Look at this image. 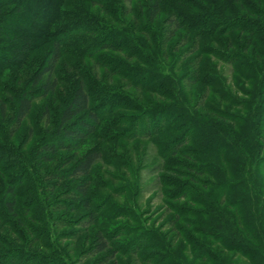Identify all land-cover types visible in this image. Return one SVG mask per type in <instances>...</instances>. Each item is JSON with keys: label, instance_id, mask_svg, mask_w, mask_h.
I'll return each mask as SVG.
<instances>
[{"label": "rangeland", "instance_id": "rangeland-1", "mask_svg": "<svg viewBox=\"0 0 264 264\" xmlns=\"http://www.w3.org/2000/svg\"><path fill=\"white\" fill-rule=\"evenodd\" d=\"M35 1L28 7L44 19ZM54 2L66 18L51 29L68 26L76 34L50 79L58 92L44 98L30 87L49 43L0 74V264H264V36L249 48L248 36L236 31L200 41L168 22L175 9L189 14L179 0L162 2L153 23L146 0H116L119 10L99 9L97 0ZM205 7L202 16L213 17ZM81 16L108 30L94 35L86 26L78 35L85 24H70ZM133 26L137 33L128 30ZM110 32L114 43L129 46L75 56ZM21 44L0 38V56L17 59ZM16 75L34 96L19 127L10 119L22 89ZM77 80L92 92L90 109L103 121L78 147L44 153L43 144L60 138L57 113ZM91 151L99 158L89 174L67 175ZM75 182L87 183L86 199L70 193ZM11 190L17 220L6 212ZM98 236L107 247L102 253Z\"/></svg>", "mask_w": 264, "mask_h": 264}, {"label": "trees", "instance_id": "trees-1", "mask_svg": "<svg viewBox=\"0 0 264 264\" xmlns=\"http://www.w3.org/2000/svg\"><path fill=\"white\" fill-rule=\"evenodd\" d=\"M32 1L34 2L35 0H0V38L12 37L14 41L19 40L23 43L18 47V49L14 48L15 51H13V54L17 55V59L12 61L11 58L0 56V74L4 70L19 67L23 59L25 61L27 60V54L29 55L31 52L38 49L41 44L49 43L50 45H52V48L51 51H49L47 59L45 61H42V64H39L40 66L36 69L35 73L32 74L30 80L32 82L30 87H40V94L45 98L46 96H54V94L58 92L57 87L59 83H57L56 80H53L51 82L50 79L52 76H54L53 72L56 64L64 53L63 46H65L69 41H72L74 35L76 34H71V32L67 33L65 31V28L68 26H64L59 29H51L52 24L61 21L65 22L64 19L66 18L64 11H62L57 6V3L54 2V0H36L37 3L39 2V4L43 6L42 12L44 13V15L46 14L44 19H40V16L37 17L34 15V13L31 12L28 4ZM97 1L98 3L96 4V6L99 9L110 4L119 10V6L116 0ZM146 1L147 7L145 10V15L147 18V22L153 23L158 19L162 12V2L166 5L167 0ZM195 1L197 4L194 3ZM185 4L190 10L188 11L189 14L184 17L185 15L181 13L183 11L175 9L171 14L172 19H168V22L171 23L172 27L176 25V28L178 30L184 28L187 30L189 29L188 31L190 33H193V35L200 41L209 40L211 38L213 39L217 34H226L232 31H236L238 33H244L248 36L247 43L249 48V46H251L252 44L253 39L256 38V40H258L259 37L264 36V0H179V3L176 2L178 8H184ZM205 6L209 7V10L212 13L213 17L210 15L204 17L202 16L203 14L206 15V13H204V11H206ZM195 13H198V16ZM219 14L220 16L224 17H226V14L238 16L243 15L244 18H241L240 20H237L235 22L227 20V22L224 23L214 19V17L218 16ZM104 17L106 19L108 18V21H113L112 16H110L109 18V12L108 14H105ZM75 20L79 21L78 23L74 22L76 24H70L72 27H75L78 24L82 23L85 24L84 27L80 28V30L77 31L78 35H81L82 33H86V31H88L86 30V26H89L93 29V31L95 32L94 35H98L102 30L107 29L106 24H103L100 21L99 23L93 21V24L91 20L83 18L82 16L76 18ZM39 26H42L43 28L47 27V29L51 30H49V32H47L46 34H43L42 32L28 34V32H23L18 29L19 27H25L32 30L39 28ZM128 30L131 33H137L136 27L134 26L128 27ZM142 32L143 31L140 30L138 31L140 35H143L145 33ZM112 35L113 32L105 33L96 41L90 43L89 47L79 50L75 54V56L78 58H91L94 54L105 50H123L124 47L127 48V46H129L128 42H119L117 44L114 43ZM3 48L4 47L0 45V49L4 50ZM12 78L14 79L17 88H22L21 90L19 89V92L16 94V102L10 118L13 123L19 127L21 122L27 117L32 109L34 96L23 90L25 87V83L26 85L28 84L27 81H20L21 77L19 75H16ZM73 84L74 83L70 85L71 87L69 90V97L67 101H65L60 106V111L57 113V120L55 124L56 130L54 132V135H56V137L59 136L60 138L55 140L54 142L43 144L44 153L45 151H49L50 153L55 154L58 151L71 150L78 147L88 137L95 134L100 123L103 121L102 115H100L97 111H93L90 109L92 92L85 88L80 80H77L76 83L74 85ZM5 115V105L0 100L1 120L5 119ZM43 157L46 159L47 155H43ZM98 158V151H91L87 153L82 159L73 164L67 175L75 178L77 176L80 178L86 177L89 174L92 164ZM184 158L188 159V156H184ZM60 177H62V174L58 173L57 178ZM78 179L74 180L78 181ZM69 191L70 193H72V195L80 197L84 200L86 199L88 191L87 183L75 182L74 187ZM8 193L10 194V200L5 202L6 212L8 214H11L12 217L17 220V214L14 211L15 195L12 190ZM186 195L182 196L181 199H187ZM101 239L102 238L100 236H98L96 239L98 253H102L107 250L106 244L104 242H101ZM0 252L2 253V251Z\"/></svg>", "mask_w": 264, "mask_h": 264}]
</instances>
